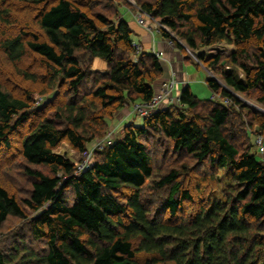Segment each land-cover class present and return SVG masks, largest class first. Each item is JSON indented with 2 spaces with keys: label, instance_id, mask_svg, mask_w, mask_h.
Instances as JSON below:
<instances>
[{
  "label": "trees",
  "instance_id": "1",
  "mask_svg": "<svg viewBox=\"0 0 264 264\" xmlns=\"http://www.w3.org/2000/svg\"><path fill=\"white\" fill-rule=\"evenodd\" d=\"M9 1L0 0V55L10 63H21L28 54L41 57L51 84L61 78L74 100L43 118L22 141L26 163L51 173L28 167L26 175L34 182L21 200L0 185V234L13 218L29 220L33 239L44 249L13 243L7 252L0 251V264H264V159L252 152L248 133L245 148L234 140L246 111L234 94L259 92L257 102L264 106V0L139 1L143 13L180 36L220 81L208 78L209 100H200L187 85L178 107L164 105L142 119V126L128 124L122 138L99 151L80 174L53 149L67 140L86 152V145L106 131L112 117L105 112L114 107L121 112L154 98L162 65L152 51L138 61L131 58L138 51L129 22L123 17L113 24L104 15L92 16L87 10L98 0L87 5L79 0H17L35 13L43 40L26 27L17 33L4 30L19 25L12 14L17 5ZM162 37L173 40L166 31ZM225 44L233 46L227 56L206 52ZM82 55L108 64L106 73L90 81V96L80 94L92 75ZM32 109L30 94L19 98L0 84V146L12 147V135ZM249 116L259 128L255 138H264V116ZM94 123L97 129L90 126ZM155 133L172 142L181 157L215 168L195 179L198 197L185 187L191 175L188 164L154 179L155 159L144 140ZM221 171L228 172L223 186ZM149 181L159 192L170 189L166 220L162 213L153 215L143 200ZM205 187L220 188V194L215 189L205 199Z\"/></svg>",
  "mask_w": 264,
  "mask_h": 264
},
{
  "label": "rangeland",
  "instance_id": "2",
  "mask_svg": "<svg viewBox=\"0 0 264 264\" xmlns=\"http://www.w3.org/2000/svg\"><path fill=\"white\" fill-rule=\"evenodd\" d=\"M79 1H82L85 5H87L90 0ZM139 1H142L143 3L153 0H98V5L94 9L91 8L87 11H89L92 16H96L98 14L104 15L108 18V21L113 24H118V22L124 17L126 21L129 22L131 29L134 26L133 23H135L142 30V33L145 36L142 35L141 39L137 37L139 41H136L139 44L137 45L140 46L142 50L131 57L133 60L138 61L141 55L146 53V51H149L148 47H146L147 44L145 43H148V41L152 44H154L153 41H155V44L158 43L160 48L158 51L163 53L162 59L164 60H159L163 68V75L159 81L153 84L156 93L161 90L160 88L162 87L164 81L168 79V73L173 72L178 82V87H176L174 91V97L178 98V95L188 85L185 83L186 81H184L186 76L183 79V72L189 70L192 72V75L196 77V81H198L191 82L190 88L192 92L200 100L211 99L212 92L207 86L206 79L211 78L220 81V78L217 77L215 72L213 73L209 71L199 63L197 54L189 49L185 41L180 36L163 25L159 19H155L154 17L143 13L141 11ZM9 3L11 5H17H12V14L17 18L19 25L4 30L8 33H17L19 31L18 29L26 27V31L39 34L43 40V33L39 30L36 19L34 18L35 13L29 9L31 7L25 8L23 4H18L17 0H10ZM162 31L169 32L173 40L164 39L162 37ZM134 34L136 35V32H134ZM169 41H172L173 44ZM178 45H180L181 48ZM232 48L233 46L225 44L209 51L206 50V52L209 56H213L217 52H222L223 55L227 56L231 53ZM80 58L85 64L84 67L86 70H89L93 75H91L88 81L89 83L80 89V94L81 96H90L94 89L93 83H90V81L94 77L100 78V75L106 73L108 71V64L100 59L91 61L87 55H82ZM163 61L169 67V71L170 68L172 71H167ZM51 83V76L49 75L41 57L35 54H28V56L21 63H10L5 57L0 55V84L2 87L13 96L25 98L26 95L30 94L32 98V115L29 120L23 123L12 135V147L7 149L4 146H0V185L8 188L12 194L16 195L18 200L29 196L32 189V183L34 182L33 179L26 175V169L30 166L26 163L21 154L22 141L43 118L53 117L58 107H64L74 100L68 86L62 84L61 78L57 80V84L55 86ZM258 95L259 92H253L248 96L244 94H234L241 104L243 106L245 105L243 108L246 109L243 117L244 122L238 127V135L234 140H237L236 144H238L240 149H243L246 147L243 137L246 133H248L250 139L252 138V152L259 160H262V157L255 145V137L258 135L259 128L256 121H253V118L249 116L252 112L254 114L264 116V106L257 102ZM216 99L218 100L217 97ZM174 106L178 107L179 105L176 104ZM133 107L134 106L131 105L125 107L121 112H119L120 109L114 107L109 111L111 112L110 114L109 112H105L107 117H112L107 121L108 124L105 128L106 131L103 132L102 137H99L92 143L86 145V152L77 151L67 140H64L58 147L54 148L53 152L71 160L75 164L76 169L78 166L85 164L87 159H89L88 163L91 164L92 161L98 157L99 151L107 148V145L112 141L122 138L124 129L128 124L133 123L138 125L140 123L139 125L142 126L143 120L132 112ZM127 117L129 120H127ZM123 119L126 120L123 122ZM92 125H95L93 128H96L95 123L90 124V126ZM144 142L148 147H150V152L153 154V158L155 159L154 166L156 169V176L154 179L158 181L172 169H179L184 164H188L191 169L189 174L191 175L186 177L189 178L188 180H184L185 187L192 190L195 197H198L199 194L194 189L195 179L200 177L201 174H213L215 168L210 166L207 161L202 164H198L192 159L189 160V158L186 155L184 156V154L183 157H181L182 154H176L173 149V143L166 140L158 133H155L154 135L151 134L150 138H146ZM30 168L33 170H40L48 175L51 173L45 166H31ZM227 177L228 172L224 174V171H221L220 178L222 179V186L225 184ZM215 189L216 187H208L206 190L205 187L203 192L205 195H202L203 198H212V194L215 191V193L220 194V188ZM169 193V188L160 192L157 191L154 188L152 181L147 183V186L142 192L143 200L147 205H149L153 215L156 213H162L161 218L165 220L169 218V214L167 213L168 211H166V202ZM198 206L199 205L197 203V205L193 207V210H196ZM182 216H184L183 213L179 215L180 218H182ZM21 239L22 242H20ZM23 242L26 246L35 248L37 252H41L44 249V245L33 239L29 220L13 218L6 225H4L0 234V251L7 252L12 248L13 243H21V245H23ZM138 259L144 261L147 258L140 256Z\"/></svg>",
  "mask_w": 264,
  "mask_h": 264
},
{
  "label": "built area",
  "instance_id": "3",
  "mask_svg": "<svg viewBox=\"0 0 264 264\" xmlns=\"http://www.w3.org/2000/svg\"><path fill=\"white\" fill-rule=\"evenodd\" d=\"M171 44H173L172 41ZM136 49L138 52H141L142 48L136 44ZM152 53L161 60L163 57V53L152 51ZM178 87V82L176 80V76L173 73L167 80L164 81L161 90L156 93L154 98L150 102H142V103H136L133 106L132 112L138 116L141 119H144L146 117H149L153 112L159 110L164 105H176L180 104V95H178V98L174 97V91ZM256 147L259 151V154L264 159V138L258 137L256 139ZM87 159L85 161V164L82 166H78L76 174H80L83 170L88 169L90 166V163H88Z\"/></svg>",
  "mask_w": 264,
  "mask_h": 264
},
{
  "label": "crops",
  "instance_id": "4",
  "mask_svg": "<svg viewBox=\"0 0 264 264\" xmlns=\"http://www.w3.org/2000/svg\"><path fill=\"white\" fill-rule=\"evenodd\" d=\"M133 27H132V30L134 31V32H136V35L134 34V36H133V38H134V41H135V44H138L136 41H139V39H141V36L143 35V36H145L143 33H142V30L135 24V23H133ZM140 31V32H139ZM139 39H138V38ZM147 39V38H146ZM148 40V39H147ZM153 43L154 44H152V43H150L149 41H148V43H145V44H147L146 45V47H148V50L149 51H157V52H160V51H158V50H160V48H159V46H158V43H156L155 44V41H153ZM139 45V44H138ZM161 60H164V59H161ZM163 63L165 64V62L163 61ZM165 68L167 69V71L168 72H170V71H172V69L170 68V71H169V67L165 64ZM186 68V67H185ZM199 71L201 72V70L199 69ZM173 73V72H172ZM172 73L170 72V73H168V77L167 78H169L171 75H172ZM183 79L185 78V76H186V78H188V79H184V81H186L185 83L186 84H188L189 86H190V84H191V82L192 81H195V82H198V81H196V77L195 76H193L192 75V72H190L189 70H186V72H183ZM177 79V78H176ZM188 80V81H187ZM207 80H208V78L206 79V83H207ZM213 97V96H212ZM126 115H128V114H126ZM128 118V117H127ZM126 119H123V122L125 121ZM127 120H129V118L127 119ZM140 124V123H139ZM138 124V125H139ZM137 125V124H136Z\"/></svg>",
  "mask_w": 264,
  "mask_h": 264
},
{
  "label": "clouds",
  "instance_id": "5",
  "mask_svg": "<svg viewBox=\"0 0 264 264\" xmlns=\"http://www.w3.org/2000/svg\"><path fill=\"white\" fill-rule=\"evenodd\" d=\"M180 95V94H179Z\"/></svg>",
  "mask_w": 264,
  "mask_h": 264
}]
</instances>
